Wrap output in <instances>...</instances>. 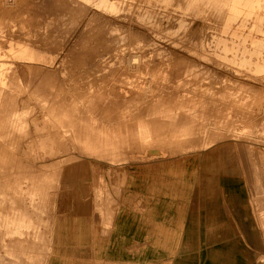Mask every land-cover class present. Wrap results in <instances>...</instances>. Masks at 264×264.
I'll use <instances>...</instances> for the list:
<instances>
[{
    "label": "rangeland",
    "instance_id": "374dc122",
    "mask_svg": "<svg viewBox=\"0 0 264 264\" xmlns=\"http://www.w3.org/2000/svg\"><path fill=\"white\" fill-rule=\"evenodd\" d=\"M0 40V264H264V0H0Z\"/></svg>",
    "mask_w": 264,
    "mask_h": 264
},
{
    "label": "crops",
    "instance_id": "0c3cea01",
    "mask_svg": "<svg viewBox=\"0 0 264 264\" xmlns=\"http://www.w3.org/2000/svg\"><path fill=\"white\" fill-rule=\"evenodd\" d=\"M205 197V196H204ZM206 198V197H205ZM197 210H208V209H203L201 208H196L194 210H192L191 206H189V236H190V242H189V248L194 247L192 245V236H194V238L196 237V235L191 232H193V230H196V224L193 223V220L196 219V216H198L197 214L201 215L200 211ZM204 215H207V212H204ZM112 238V237H111ZM110 242L112 240H109ZM76 249V250H75ZM85 246H80V247H72V248H65V249H61L59 250L58 247L55 248V252L50 256V259L48 261V264H97L95 261V257L91 258L90 255L88 253H84L81 250H84ZM196 253V252H195ZM193 255V253H190ZM190 263L192 262V260L189 261ZM107 264H112V262H109Z\"/></svg>",
    "mask_w": 264,
    "mask_h": 264
},
{
    "label": "bare ground",
    "instance_id": "6f19581e",
    "mask_svg": "<svg viewBox=\"0 0 264 264\" xmlns=\"http://www.w3.org/2000/svg\"><path fill=\"white\" fill-rule=\"evenodd\" d=\"M237 6V5H236ZM58 11V10H57ZM56 11V12H57ZM57 14V13H56ZM12 37V36H11ZM13 39H15V38H13ZM17 39V38H16ZM1 41V40H0ZM15 41V40H14ZM20 42H22V41H20ZM0 43H2V42H0ZM20 44V43H19ZM2 46V45H1ZM5 48V47H4ZM34 59V58H33ZM4 73V72H3ZM240 149V148H239ZM244 151V150H243ZM165 153H167V152H165ZM241 153H242V151H241ZM167 155V154H166ZM246 156V155H245ZM246 159V158H245ZM248 165V164H247ZM249 171V170H248ZM16 189H17V187H16ZM15 189V190H16ZM18 194H19V192H18ZM18 198V197H17ZM16 211V210H15ZM15 211H13L11 214H8V216H6L5 218H4V227H5V230L7 231V235H12V234H17V233H19L20 232V229H21V227H24V225H25V227L26 226H30L31 227V222H26V220H25V218L23 219V218H21L22 216L20 215V217H16V215H14V216H10V215H13V214H15L16 212ZM21 211V210H20ZM18 212V211H17ZM23 212V211H22ZM18 235H20L21 236V233L20 234H18ZM19 237V236H18ZM14 238V237H13ZM21 240V239H20ZM20 240H19V242H20ZM10 243V246H11V243L12 242H14V240H10L9 241ZM17 242V243H16ZM15 244H19L18 243V239H17V241H15ZM4 245V244H3ZM14 245V244H13ZM13 247V246H12ZM19 247H21V248H24L23 247V244H22V246L20 245ZM37 255V254H36ZM37 263V262H36ZM39 264V263H38Z\"/></svg>",
    "mask_w": 264,
    "mask_h": 264
}]
</instances>
